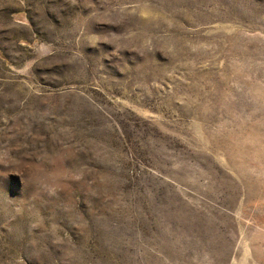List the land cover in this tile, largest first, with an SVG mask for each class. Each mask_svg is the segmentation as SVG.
I'll return each instance as SVG.
<instances>
[{
    "label": "rangeland",
    "instance_id": "374dc122",
    "mask_svg": "<svg viewBox=\"0 0 264 264\" xmlns=\"http://www.w3.org/2000/svg\"><path fill=\"white\" fill-rule=\"evenodd\" d=\"M0 264H264V0H0Z\"/></svg>",
    "mask_w": 264,
    "mask_h": 264
}]
</instances>
